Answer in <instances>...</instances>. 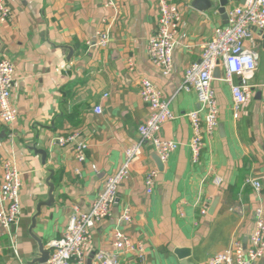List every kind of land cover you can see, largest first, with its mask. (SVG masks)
Segmentation results:
<instances>
[{"label":"crops","instance_id":"obj_1","mask_svg":"<svg viewBox=\"0 0 264 264\" xmlns=\"http://www.w3.org/2000/svg\"><path fill=\"white\" fill-rule=\"evenodd\" d=\"M168 1L179 6L182 21L173 70L165 77L147 53L159 14L156 0H4L12 19L0 23V52L14 65L11 99L18 115L14 123L0 121V172L5 160H14L22 186L17 223L9 232L0 228V263L31 264L39 255L37 240L47 247L60 238L73 208L87 209L105 177L124 162L125 149L139 141L138 126L150 113L139 96L142 78L150 79L169 101L174 117L160 135L178 147L159 170L156 153L143 143L109 216L93 230L85 264L96 250H113L116 229L144 248L141 258L119 252L118 264H206L233 239L247 242L259 200L243 185L246 176L261 183L264 205V44L259 36L252 96L238 118L233 117L224 69L217 68L212 87L219 125L205 138L195 163L187 113L197 108V94L180 86L185 69L199 60L213 29L225 25L226 17L216 7L198 10L192 0ZM242 1H229L225 12ZM97 32H107L106 46L95 43ZM239 79L234 77L236 83ZM72 132L87 143L83 163L75 159L72 144L58 141ZM38 150L47 152L44 164ZM151 168L159 173L147 193L144 175ZM50 172L54 204L42 206L32 223L36 202L47 197ZM125 206L132 213L127 224L120 220ZM255 264H264V256Z\"/></svg>","mask_w":264,"mask_h":264},{"label":"built area","instance_id":"obj_2","mask_svg":"<svg viewBox=\"0 0 264 264\" xmlns=\"http://www.w3.org/2000/svg\"><path fill=\"white\" fill-rule=\"evenodd\" d=\"M156 1L159 14L156 27L148 37L147 53L150 62L166 77L173 70V49L182 15L177 4L168 0ZM11 19L10 8L4 0H0V23H7ZM226 20L225 25L213 29L210 40L203 45L199 60L190 63L185 69L180 86V90H194L197 94V108L187 113L192 129L189 149L195 163L200 159L205 138L212 136L218 127L219 108L212 87L215 69H224V81L229 84L232 95L234 118H238L241 108L252 96L250 80L258 60L254 48L259 35L255 31H264V0H243L226 10ZM108 40L107 32H97L95 43L98 46H106ZM14 72L13 63L0 52V121L4 124L14 123L18 115L11 99ZM235 76H239V83L234 81ZM139 96L150 110L148 117L138 126L139 141L125 149L124 162L105 177L102 189L88 208H73L61 237L49 244L52 251L47 264L86 263L87 252L93 244V230L109 216L118 198L119 187L130 175L131 164L141 155L143 143L151 145L162 164L177 149V142L160 135L164 123L174 117L169 101L162 98L156 85L148 78L140 80ZM94 112L100 113L101 107L95 106ZM79 136V132H72L58 137V141L61 145L72 144L75 159L83 163L87 143L80 140ZM158 173L157 168H151L145 173L147 193H151ZM243 185L250 186L259 200L254 210V226L247 242L233 239L227 249L210 255L206 264H255L264 256L262 185L250 175L244 178ZM21 186V173L16 163L12 159L5 160L0 172V228L4 231L9 232L21 215ZM205 212L206 208H203L202 213ZM120 220L126 224L132 222L129 206L123 208ZM12 247L14 253H17L15 246ZM112 248V251L96 250L90 264H118V254L122 251L135 252L140 258L144 253L142 244L135 243L121 229L113 232Z\"/></svg>","mask_w":264,"mask_h":264},{"label":"water","instance_id":"obj_3","mask_svg":"<svg viewBox=\"0 0 264 264\" xmlns=\"http://www.w3.org/2000/svg\"><path fill=\"white\" fill-rule=\"evenodd\" d=\"M229 1H231V0H192L191 5L200 11H207V10H210V9L216 7L217 11L219 13H221L223 15V17H226V12H225L226 8L225 7ZM256 32L261 37L263 44H264V31L257 30ZM217 75H218V69L216 68L214 73H213V77H216ZM38 153L41 154V160L44 164L46 161L47 152L45 150H38ZM154 158H155V162L157 164V168L159 170H161L162 163L160 162V160L157 156H155ZM51 175H52V172H50L48 174V178L46 179V183L48 185L47 197L45 199H43V198L39 199L36 202L35 213L32 217V223L35 222L36 216L39 214L42 206H52L54 204L55 187H54L53 182L51 181ZM214 206H215V202L213 203V205L210 208L211 211L214 208ZM37 242H38L37 243V252L39 255L36 258H34L33 260H31L30 263L31 264L46 263L50 257L52 247L50 245L45 247L41 240H37ZM181 252L187 253V250H181V249L177 250V253H181Z\"/></svg>","mask_w":264,"mask_h":264}]
</instances>
